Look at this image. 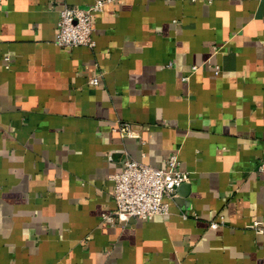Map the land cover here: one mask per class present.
Listing matches in <instances>:
<instances>
[{
	"label": "crops",
	"instance_id": "obj_1",
	"mask_svg": "<svg viewBox=\"0 0 264 264\" xmlns=\"http://www.w3.org/2000/svg\"><path fill=\"white\" fill-rule=\"evenodd\" d=\"M96 1L0 0V264H264V0H114L58 46ZM172 153L167 214L103 221L127 158Z\"/></svg>",
	"mask_w": 264,
	"mask_h": 264
},
{
	"label": "built area",
	"instance_id": "obj_2",
	"mask_svg": "<svg viewBox=\"0 0 264 264\" xmlns=\"http://www.w3.org/2000/svg\"><path fill=\"white\" fill-rule=\"evenodd\" d=\"M114 0H97L88 7L65 6L58 21L54 42L61 47L72 48L80 45L95 46L93 37L94 14L103 10ZM198 66L194 65L193 69ZM98 84V78L91 80ZM116 129L122 136L137 137L138 133L128 122L120 123ZM166 167H157L134 158H127L120 171L110 175L114 183L115 208L102 214V219L111 224H126L131 219H150L155 215L167 214L169 207L166 197H173L175 190L189 179V174L178 168L176 153L166 159ZM264 173V160L259 166ZM218 222H212L216 228ZM259 226L260 222H255Z\"/></svg>",
	"mask_w": 264,
	"mask_h": 264
}]
</instances>
